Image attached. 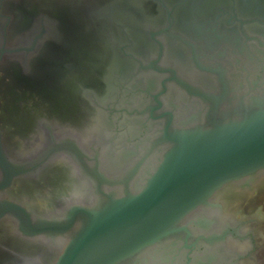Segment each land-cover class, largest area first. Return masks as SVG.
<instances>
[{"label":"water","instance_id":"95a60500","mask_svg":"<svg viewBox=\"0 0 264 264\" xmlns=\"http://www.w3.org/2000/svg\"><path fill=\"white\" fill-rule=\"evenodd\" d=\"M204 5L208 3L201 0H88L80 7L85 11L79 24L60 12L40 10L56 24L70 22L73 39L88 49L97 35H103L108 56L103 62L106 70L100 91L113 88L110 76L117 66L118 51L125 52L119 43L134 39L135 47L138 40L145 54L153 53V42L161 43V89L154 97L158 113L142 114L139 143L135 142L137 132L126 136V129L116 131L115 127L104 144L105 155L104 141L96 142L92 149L96 167H102L103 156L117 165L113 173L96 170L102 180L91 186L96 188L94 194L105 199L96 197L97 202L89 204L72 202L61 214L48 217L19 203L0 200V218L6 213L13 215L25 236L66 240L54 264H121L166 245L183 229L190 239V259L200 258L194 251L200 245L209 249L229 242L234 232L228 229L229 220H235L236 213L223 209L218 193L225 186L252 193L264 177V43L256 52L217 57L213 50L225 35L215 39L195 27L208 13ZM172 29L177 41L169 43ZM192 43L202 50L194 67L188 53ZM144 70L148 74L149 70ZM100 91L95 94L99 96ZM125 119V128H134L129 123L132 119ZM51 141L47 156L67 152L64 147L69 140ZM70 144L83 152L77 142ZM75 152L80 163L82 158ZM84 156L87 160L92 157ZM132 163L137 165L132 170L120 167ZM0 170L4 172L0 192L26 170L7 158L1 140ZM189 218L192 221L181 227Z\"/></svg>","mask_w":264,"mask_h":264},{"label":"flooded vegetation","instance_id":"af4514ba","mask_svg":"<svg viewBox=\"0 0 264 264\" xmlns=\"http://www.w3.org/2000/svg\"><path fill=\"white\" fill-rule=\"evenodd\" d=\"M201 1L208 3L207 6L204 5L206 8L204 10L208 13H206L200 23L195 24L198 32H209L215 39H218V37H224L225 35V38L221 39V45L213 50V53H215L217 57L220 55H234L238 53L246 54L262 50V43H264V0H234V3L232 0ZM39 2L42 3L41 0H39ZM30 5L27 4L25 0H0V65H7L8 71L15 80H24V83H27L30 86L42 82L44 78L61 74L64 86L66 87L67 85V90L72 89V91H75V89L78 88L76 102L82 106V116L85 115L88 121L93 120L96 122L94 111H97V114L99 112L101 122L100 128L106 135L100 134L99 129H97L89 139H86V141L82 143L75 135L76 132L61 131V124L56 121L53 122L51 117L49 118V116H46L45 118L50 119L52 122L49 120H41L40 123L36 125L35 135L38 140L36 141V148L31 154L22 158L11 157L7 153V148L3 139L5 129L0 124L1 149L9 160L11 159L17 162L18 167L26 168L25 172L22 175L13 178V181L17 178H27L31 182V177L36 178L37 180L41 171L45 167L54 164L58 158L66 159L67 163L70 162L77 167L79 178L85 180L86 189L88 187V191L90 192V198L87 201L95 203L98 200L96 197L99 199H105L104 196L94 194L96 188H92L91 186L93 183L95 186L97 181L102 180V177L99 174V171H101L100 168L102 167H96L93 159L95 154L93 150L96 148V142L104 141L103 145H106L108 139L111 138V135L114 133L113 129L116 127L118 129L116 131H119L120 129H123L124 131L126 129L125 131H128L125 133L126 136L129 133L130 135H133V133L137 132L138 135L135 142L138 144L144 128L141 124L143 121L140 122L143 118L142 114L146 113L147 116H154L158 113V99H155L154 97L158 95V90L161 89L159 79L160 72H158V69L160 68L158 53L161 48V43L152 41L155 48L153 53L149 54H145L139 45L140 43L138 44V40H135V43L137 44L135 47L133 46L134 39H130V42L124 40L119 43V46H122L125 52L118 51L120 56L118 61H116L117 66L115 67L113 74L110 76L112 77L110 82L113 83V88H105L103 91H100L101 93L99 96H96L95 84H93L91 80L86 83L83 82L82 84L81 79L78 81L79 73L76 72L77 69H74L80 50L77 45V40L73 39L74 37L71 35V30L68 27L71 20L68 19L70 21L69 23H66L63 20V23L67 25L56 24V21L48 19L43 15V12H40L38 9L40 8V5H37L39 7L36 9L30 7ZM20 6L27 7L26 12L23 10L24 7ZM54 12L56 14L59 12L62 13L60 10ZM67 15L75 18L74 20H79L81 16L78 11L76 13H65V17H67ZM185 24H187V21H185ZM149 31L152 30L149 29L148 33ZM170 31V35L167 37L168 42L174 43L177 41L175 36L176 31L173 29ZM178 41L180 43L182 42L181 39ZM211 41L212 40L207 42ZM191 45H194V47H188V53L191 59L190 63L194 67L196 66L195 64L198 63V58L201 56L200 53L202 50L194 43ZM20 48L21 50L23 49L20 52L12 51ZM174 49L173 46V50ZM10 50L11 52H8ZM178 52L180 53V51L177 50L176 53ZM105 54L108 56V53ZM92 65L93 63L91 66ZM144 69H147V71L149 70L148 74H144ZM53 73L57 74L55 75ZM36 74L38 77H34ZM0 77L2 78L3 74H1ZM5 79L6 78H4V80ZM71 79L72 81H70ZM143 80L144 83L140 85V82ZM81 85L83 86L82 88L79 87ZM79 94H81L82 99L79 97ZM143 94L146 97L145 101L143 100ZM70 99L72 100V98ZM69 102L70 100L67 99V103ZM91 105L93 108H90ZM76 116L79 117L77 114ZM125 117L132 119L129 123H131V126L134 128L131 130L125 128V123L127 121ZM90 122H87L89 128L92 126L90 125ZM117 122H119L118 125L116 124ZM84 123H86V121H84ZM51 138H54L57 143L69 140L68 143L65 142L66 146L64 147L67 149V152L64 150L56 155L47 156V150L51 148L53 143ZM76 142L81 146L83 152H80L78 147L70 144L75 143V145H77ZM106 150L107 146L103 149L102 155L107 153ZM74 151H76L75 153L79 155L80 159L82 158L80 163L78 158H74ZM85 153L89 154L90 157L92 156L90 158L92 161L85 158ZM11 163L16 164L14 161ZM136 166V163L130 165L120 164V167L126 169L129 167V170H132ZM115 167L117 168V165H115ZM3 176L4 172H1L0 170V182L3 180ZM96 177H98L99 180ZM13 183L14 182H12L8 188H5L4 191L0 192V200L13 201L21 204L27 209L30 208L35 210V208L28 207L23 203L15 201V199L6 197L5 192L12 187ZM68 205H66V207ZM5 218H10L15 222L14 229H16V233L24 238H35L23 234L16 225L17 222L13 215L6 213L0 218V220ZM192 219L189 218L185 220L180 226L186 227L185 225H188ZM263 219L255 215H239L235 220H229L231 226L228 229L234 230L229 242L234 243V245L232 248L224 250L223 246H226L229 242L226 244L223 242L215 244L214 246L217 247L216 252L208 254V259L211 255L210 260L203 257L206 254L204 245H200L198 250H194L196 254L198 253L200 258L190 259V251L188 250V246H190L188 240L190 239L187 238V231L183 229L180 233L172 236L166 245L162 246L160 257L155 259L157 260L156 264H264V240L261 239V234L264 233ZM194 220L197 221V218ZM41 237L50 241V244L52 245H54L52 242L56 240L46 238L45 236ZM172 240H178L179 243H173ZM177 247H181V250ZM60 252L61 250L59 253ZM260 253H262L263 258ZM139 256L140 255L133 259L124 260L121 264H147L148 261L151 262V259H145L143 255Z\"/></svg>","mask_w":264,"mask_h":264},{"label":"bare ground","instance_id":"6f19581e","mask_svg":"<svg viewBox=\"0 0 264 264\" xmlns=\"http://www.w3.org/2000/svg\"><path fill=\"white\" fill-rule=\"evenodd\" d=\"M25 2L29 5L32 4L33 6L30 5V7L33 9L38 8L39 6L37 5H40V8H38L39 10H46L48 12L60 10L63 14L67 12L76 13L78 11L81 15V12L85 10L80 7H83L88 0H41L42 3H40L39 0H25ZM67 17L71 22L74 21L78 24L81 20V16L79 20H74L75 18L72 16L67 15ZM96 38V41L92 42V49H88L82 41L80 42V40H77V45L80 46L81 43L82 49L79 48L81 51H79L74 69H77L76 72L79 73L78 81L81 79V83L83 84V82L86 83L91 80L92 83L95 84V88H97L96 91L98 92L103 84V75L106 70V66L103 65L106 51H104L105 38L103 35H97ZM92 63L93 65L91 66ZM0 74H3V77H0V124L5 129L3 139L5 141L7 153L11 157L22 158L34 151L36 148V141L38 140L35 135L36 125L39 124L41 120L51 121L45 118L46 116H49V118L51 117L53 122H59L62 128L61 131L76 132L75 135L82 143H84L86 139H89L97 129H99L100 134L106 135L100 128L101 122L99 112L97 114V111H94L96 122L93 120L88 121L85 115L82 116V106L76 102L78 88L75 87V91H72V89H69L70 91L67 90V85L66 87L64 86L61 74L44 78L42 82L34 86L24 83V80H15L8 71L7 65H0ZM53 74L56 75L57 73ZM38 75L36 74L34 77H38ZM4 78L6 79L4 80ZM70 81H72V79ZM79 87L82 88L83 86L81 85ZM97 95L98 94H96V96ZM79 97L81 98V94H79ZM70 98H72V100ZM67 99L70 100L69 103H67ZM90 108H93L92 105ZM76 114L79 117H77ZM84 121H86V123H84ZM87 122L91 123V128L88 127ZM66 161L67 160L64 158H58L56 162L49 167L44 166L45 168L41 171L37 181L31 179L30 182L27 178L15 179L12 187L5 192L6 197L15 199V201L23 203L28 207L35 208L36 211H34L43 216L59 215L62 209L72 202L89 204L91 201L87 200L90 198V192L88 191V187L86 189L85 180L79 178L77 167ZM114 167L115 166L110 164V162L107 163V159L103 156L102 168L108 173H113ZM263 179L264 177L259 182H262L260 188L262 194H264ZM256 186L257 184L254 187L255 190ZM227 188H232L233 191H238V193L232 190L229 192L228 190L222 195L221 193ZM219 194L222 195L221 198L224 200L227 197L225 202L227 201L226 203H228L233 210L235 209L237 211H231L233 213L244 216L255 215L260 218L264 215V202L261 195L255 196L253 195L254 193L248 192L247 190H239L233 186H225L218 193L217 200L222 203L223 209H225L226 212L230 211H227L229 207H226L224 203L218 199ZM228 197L231 199L228 200ZM212 213L214 212L208 211V214ZM226 217L227 216H225V218ZM13 222L14 221L10 218L0 220V264H53L66 240L62 238L56 239L52 242L54 244L52 245L50 241L41 236L35 237L34 239L24 238L15 232V222ZM261 239L264 240V233L261 234ZM229 243L223 246L224 250L233 247L234 243ZM161 248L162 246L152 248L143 254L144 258L148 260L151 259V262L148 261L147 264H156L157 260L155 259L160 257ZM216 248L217 247L214 246L205 249L206 254L203 257L208 259V254L216 252ZM260 255H262V253H260ZM263 255L261 256L262 258ZM210 259L211 255L208 260Z\"/></svg>","mask_w":264,"mask_h":264},{"label":"rangeland","instance_id":"374dc122","mask_svg":"<svg viewBox=\"0 0 264 264\" xmlns=\"http://www.w3.org/2000/svg\"><path fill=\"white\" fill-rule=\"evenodd\" d=\"M0 75H1V74H0ZM30 179H32V180H34V181H37L36 178H33V177H31ZM263 181H264V179H263ZM263 183H264V182H263ZM259 184H260V185H259ZM259 184H257V186H256V190L254 189L252 193H254L253 195H255V196H260V195H261V196L263 197V202H264V194H262V192H261V190H260L262 182L259 183ZM258 185H259V186H258ZM228 190H229V192H230L231 190L233 191L232 188H231V189H230V188H227V189H226L225 191H223L221 194L223 195V194H224L226 191H228ZM234 191H235V190H234ZM234 191H233V192H234ZM235 192L238 193V191H235ZM263 193H264V192H263ZM222 195L219 194L218 199H219L221 202H223L224 205H225L226 207L231 208V207L228 205V203H226L227 201L225 202V200H227V199H226L227 197H226L225 200H224L223 198H221ZM251 195H252V194H251ZM226 196H227V195H226ZM229 199H231V198L228 197V200H229ZM229 208L227 209V211L230 210L229 212H231V211H235V212H237L235 209L233 210L232 208H231V209H229ZM239 215H240V214H237L236 217H238ZM240 216H242V215H240ZM262 218H264V215H262ZM263 220H264V219H263Z\"/></svg>","mask_w":264,"mask_h":264}]
</instances>
